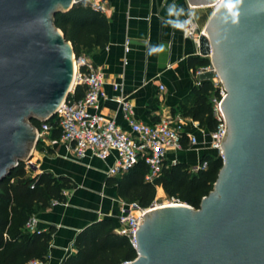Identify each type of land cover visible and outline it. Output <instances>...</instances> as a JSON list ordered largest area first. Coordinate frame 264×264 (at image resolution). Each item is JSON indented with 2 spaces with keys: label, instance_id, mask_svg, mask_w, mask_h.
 Listing matches in <instances>:
<instances>
[{
  "label": "water",
  "instance_id": "1",
  "mask_svg": "<svg viewBox=\"0 0 264 264\" xmlns=\"http://www.w3.org/2000/svg\"><path fill=\"white\" fill-rule=\"evenodd\" d=\"M74 3L0 0V181L31 159V120L52 118L71 91L75 52L54 20ZM190 31L214 66L199 78L218 73L227 89L223 166L199 208L148 212L136 231L138 256L123 264H264V0H223L204 31L196 23Z\"/></svg>",
  "mask_w": 264,
  "mask_h": 264
},
{
  "label": "crops",
  "instance_id": "2",
  "mask_svg": "<svg viewBox=\"0 0 264 264\" xmlns=\"http://www.w3.org/2000/svg\"><path fill=\"white\" fill-rule=\"evenodd\" d=\"M100 1L109 22V41L88 55L102 72L107 92L98 112L129 132L132 119L153 123L164 116H184L189 133L199 143L188 147L187 139L181 150L169 147L167 161L198 163L210 150V130L182 114L180 106L194 102V88L202 82L192 60L205 55L200 51V33L190 29L196 23L203 30L209 19L203 11L208 6L190 0ZM124 102L131 105L130 112L125 111ZM57 128L30 150L35 174L50 171L74 185L65 191V201L55 200L34 214L36 228L51 234L47 264H62L74 253L76 237L88 225L105 218L118 222L124 200L117 185L109 183L114 176L108 170L117 158L116 151L105 159L90 152L78 157L61 133L54 135Z\"/></svg>",
  "mask_w": 264,
  "mask_h": 264
},
{
  "label": "trees",
  "instance_id": "3",
  "mask_svg": "<svg viewBox=\"0 0 264 264\" xmlns=\"http://www.w3.org/2000/svg\"><path fill=\"white\" fill-rule=\"evenodd\" d=\"M54 23L72 43L76 55H89L94 47L105 46L109 41L108 18L86 0H77L69 10L59 11ZM192 62L197 70L207 66L210 58L197 57ZM215 92L211 79L202 80L194 88V102L181 104L182 114L213 131L218 125L213 112ZM84 93V87L78 86L70 96L80 99ZM48 121L57 126L53 117ZM33 123L39 127L42 120L34 119ZM60 133V128L55 129V136ZM186 141L187 138L184 139L185 147ZM202 159L208 161V166L198 171H193L191 164L183 161L174 164L167 161L162 173L152 182L146 180L149 166L141 159L129 171L111 177L109 183L117 185L119 195L125 201H137L143 207L150 206L158 194L165 193L199 208L203 197L214 189L223 166V160L215 150H207ZM73 186L70 179L50 171L35 174L24 160L11 169L0 181V264H29L33 259H48L50 231H32L27 228V222L53 201H65V191ZM117 224V220L105 218L85 227L76 237V251L62 264H123L135 259L136 248L126 235L116 230Z\"/></svg>",
  "mask_w": 264,
  "mask_h": 264
},
{
  "label": "built area",
  "instance_id": "4",
  "mask_svg": "<svg viewBox=\"0 0 264 264\" xmlns=\"http://www.w3.org/2000/svg\"><path fill=\"white\" fill-rule=\"evenodd\" d=\"M86 1L90 2L94 8L104 10V4L100 0ZM73 62L74 74L71 91L57 108L53 118L61 129V138L73 145L74 153L78 157L90 152L101 159H105L111 152L116 151L117 158L108 170L111 176L129 171L141 159H144L149 166L146 180L152 182L162 173L166 165V154L169 147L177 150L183 149L185 138L188 139V147L194 148L199 143L197 136L189 133L188 123L182 115L164 116L153 123L132 119L130 121L132 132L123 129L113 119H107L98 112L102 98L107 96L102 72L86 54H74ZM211 68H214V66L210 59L207 66L200 67L197 70V75L199 76L201 72ZM211 80L216 88L212 101L213 112L218 125L216 129L209 133V148L215 150L217 156L221 157L224 162L223 142L228 129V122L223 111L222 102L227 94V89L218 73ZM78 86L84 87L85 93L82 98L74 99L70 94H74ZM162 88H164V85H162ZM124 109L126 112L132 110L128 102H124ZM53 128L52 122L42 120L41 125L37 127L38 140H44ZM176 162L178 160L174 159L169 163L174 164ZM207 166L208 161L201 158L198 163L191 165V169L198 171ZM182 203L185 202L177 197H170L166 203L159 204L155 200L150 206L143 207L137 201L127 202L123 200L116 229L120 234L126 235L137 250L138 238L136 231L140 224L144 223L145 215L156 209L158 205ZM36 223V217L33 215L26 226L32 231L40 230L36 228ZM29 264H47V260L33 259Z\"/></svg>",
  "mask_w": 264,
  "mask_h": 264
},
{
  "label": "rangeland",
  "instance_id": "5",
  "mask_svg": "<svg viewBox=\"0 0 264 264\" xmlns=\"http://www.w3.org/2000/svg\"><path fill=\"white\" fill-rule=\"evenodd\" d=\"M222 1V0H221ZM220 1V2H221ZM219 2H217V4H215V5H210V6H208V7H206L205 8V11H203V13H205V15H204V18L205 19H207V17H209L210 18V16H211V14L213 13V11L217 8V6L220 4H218ZM204 10V9H203ZM207 23V22H206ZM205 25L206 24H204L202 27H203V31H204V29H205ZM42 118V117H41ZM31 122H33L32 120H31ZM33 158H31V159H29V160H27V159H25L24 161L27 163V164H29V162L32 160ZM35 172V171H34ZM169 196L167 195V194H165V193H161V194H158L157 195V198H156V202L157 203H159V204H163V203H166L168 200H169ZM163 207V206H162ZM158 208H160V206L158 207ZM157 208V209H158ZM155 210V209H154Z\"/></svg>",
  "mask_w": 264,
  "mask_h": 264
},
{
  "label": "bare ground",
  "instance_id": "6",
  "mask_svg": "<svg viewBox=\"0 0 264 264\" xmlns=\"http://www.w3.org/2000/svg\"><path fill=\"white\" fill-rule=\"evenodd\" d=\"M220 1H221V0H219L218 2L221 4V2H222L223 0H222L221 2H220ZM219 3H218V4H219ZM220 4H219V5H220ZM219 5H218V6H219ZM73 65H74V62H73ZM73 74H74V71H73ZM71 82L73 83V77H72ZM72 83H70V84L72 85ZM171 205H176V204L158 205L157 208H158L159 206H160V208H161L162 206H171Z\"/></svg>",
  "mask_w": 264,
  "mask_h": 264
}]
</instances>
